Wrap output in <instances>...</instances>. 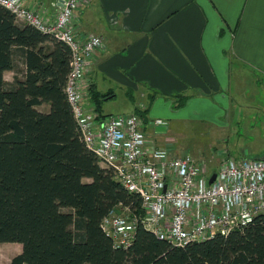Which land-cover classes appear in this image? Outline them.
I'll return each instance as SVG.
<instances>
[{"label": "trees", "instance_id": "obj_1", "mask_svg": "<svg viewBox=\"0 0 264 264\" xmlns=\"http://www.w3.org/2000/svg\"><path fill=\"white\" fill-rule=\"evenodd\" d=\"M15 56L25 75L10 84L3 74ZM69 61L65 43L0 5V242L21 245L5 264H264V212L181 247L139 222L131 244L114 247L102 218L115 209L140 219L144 210L80 139L64 92ZM90 94L100 112L108 94Z\"/></svg>", "mask_w": 264, "mask_h": 264}, {"label": "crops", "instance_id": "obj_2", "mask_svg": "<svg viewBox=\"0 0 264 264\" xmlns=\"http://www.w3.org/2000/svg\"><path fill=\"white\" fill-rule=\"evenodd\" d=\"M25 4L51 22L60 0ZM77 19L78 35L96 33L104 40L86 75L92 91L108 94L100 108L122 94V112L143 113L147 144L182 155L175 131L202 121L198 131L216 124L243 131L248 141L238 146L240 157L264 153V141L250 140L264 139V102L243 93L251 84L264 87V0H89ZM18 65L22 76L13 77ZM24 75L23 57L15 56L4 80L11 84ZM91 89L87 102L95 109ZM241 90L244 101H236ZM150 115L166 124L154 125Z\"/></svg>", "mask_w": 264, "mask_h": 264}, {"label": "built area", "instance_id": "obj_3", "mask_svg": "<svg viewBox=\"0 0 264 264\" xmlns=\"http://www.w3.org/2000/svg\"><path fill=\"white\" fill-rule=\"evenodd\" d=\"M88 1L62 0L51 22L28 8L25 0H0V5L16 20L67 45L70 61L64 92L79 137L100 165L111 169L127 191L140 197L142 218H129L115 209L102 218L101 228L114 247H128L139 222L158 239L181 247L218 234L225 236L264 212V158L224 159L209 183L213 172H206L192 155H174L164 147L147 144L141 116H101L89 108L86 75L104 40L96 33L77 34V13ZM153 124L166 123L155 119Z\"/></svg>", "mask_w": 264, "mask_h": 264}, {"label": "rangeland", "instance_id": "obj_4", "mask_svg": "<svg viewBox=\"0 0 264 264\" xmlns=\"http://www.w3.org/2000/svg\"><path fill=\"white\" fill-rule=\"evenodd\" d=\"M104 45V42H103ZM104 46H101L99 49H102ZM92 64V63H91ZM16 72H13V77L16 75L17 77H21L22 74L20 73V65H18ZM12 75L6 77L11 78ZM246 92L242 90L238 92L235 96H233L236 101H244L245 93H250L249 96L257 97L258 100H263L264 102V87H258L255 84H251L250 87L245 88ZM112 101L104 102L103 107L100 108V112L102 111L103 114H127L122 112L124 108V100L125 97L118 93ZM141 100L146 101L145 97L140 98ZM231 100H233L231 98ZM104 100H102L103 102ZM185 104V103H184ZM182 104V106L184 105ZM242 105V104H239ZM262 107L261 110H264V103L260 105ZM240 108V107H239ZM40 110H44L43 107L39 106ZM151 110V109H150ZM155 112H159L158 109L154 110ZM151 114V111H149ZM261 118L264 119V113H260ZM155 118H163L159 116H147L146 119H150L152 122ZM196 119V118H195ZM260 125L259 120L255 124ZM143 124V122H142ZM243 124L244 123H240ZM188 127L185 129L183 126H180V129H177L175 132L179 133L177 136L178 142V152L177 154H190L195 159L200 161L203 164L205 171L215 172L218 169V166L222 163L224 159L240 157L241 154L238 153L237 150L241 148L238 146H243L248 139L243 136V131L240 132L230 128V130L221 128L218 124L209 126L208 131L202 129L200 131L197 130V127L204 126L203 122H195L189 121L187 124ZM167 126V125H166ZM232 126H234L232 124ZM255 140L256 142L264 141L261 138L250 139ZM181 150V153L179 152ZM242 157H250V158H264V153H251L248 155H243ZM119 212V211H118ZM121 213V212H120ZM124 214V213H123ZM21 245L17 242H0V264H5L10 261V259L20 253Z\"/></svg>", "mask_w": 264, "mask_h": 264}, {"label": "water", "instance_id": "obj_5", "mask_svg": "<svg viewBox=\"0 0 264 264\" xmlns=\"http://www.w3.org/2000/svg\"><path fill=\"white\" fill-rule=\"evenodd\" d=\"M61 2H62V0H60V5H61ZM214 178H215V173H213L211 175V177L209 178L208 182L211 183L214 180Z\"/></svg>", "mask_w": 264, "mask_h": 264}]
</instances>
